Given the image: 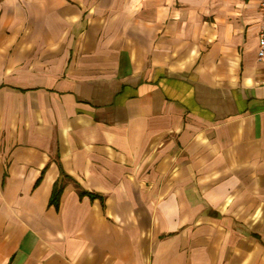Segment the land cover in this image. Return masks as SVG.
<instances>
[{"label": "crops", "instance_id": "0c3cea01", "mask_svg": "<svg viewBox=\"0 0 264 264\" xmlns=\"http://www.w3.org/2000/svg\"><path fill=\"white\" fill-rule=\"evenodd\" d=\"M261 24L259 0H0V264H264Z\"/></svg>", "mask_w": 264, "mask_h": 264}, {"label": "built area", "instance_id": "2783aa9c", "mask_svg": "<svg viewBox=\"0 0 264 264\" xmlns=\"http://www.w3.org/2000/svg\"><path fill=\"white\" fill-rule=\"evenodd\" d=\"M259 12L262 16V24L259 31V52L258 58L261 62H264V0H259Z\"/></svg>", "mask_w": 264, "mask_h": 264}, {"label": "trees", "instance_id": "16d2710c", "mask_svg": "<svg viewBox=\"0 0 264 264\" xmlns=\"http://www.w3.org/2000/svg\"><path fill=\"white\" fill-rule=\"evenodd\" d=\"M61 194H62V187H61V184L58 183L55 186L51 203L56 205V206H59L60 199H61Z\"/></svg>", "mask_w": 264, "mask_h": 264}]
</instances>
